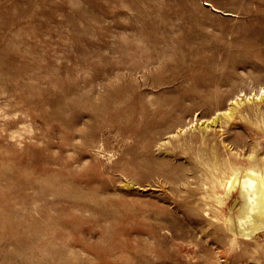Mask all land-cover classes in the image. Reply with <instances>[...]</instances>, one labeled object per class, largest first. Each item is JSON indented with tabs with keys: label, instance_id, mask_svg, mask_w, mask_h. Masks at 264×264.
I'll return each instance as SVG.
<instances>
[{
	"label": "rangeland",
	"instance_id": "obj_1",
	"mask_svg": "<svg viewBox=\"0 0 264 264\" xmlns=\"http://www.w3.org/2000/svg\"><path fill=\"white\" fill-rule=\"evenodd\" d=\"M262 92L264 0H0V264H264Z\"/></svg>",
	"mask_w": 264,
	"mask_h": 264
},
{
	"label": "bare ground",
	"instance_id": "obj_2",
	"mask_svg": "<svg viewBox=\"0 0 264 264\" xmlns=\"http://www.w3.org/2000/svg\"><path fill=\"white\" fill-rule=\"evenodd\" d=\"M262 95L260 94L259 96ZM240 102L241 100L237 101L235 105L229 107L222 114H218L217 117L208 123L200 124L201 128L206 131L209 124L215 123L218 119H222L223 116L227 118L231 117L234 113L235 106ZM228 165L231 169L230 173L220 169L219 177L216 176L220 188L224 193L222 195L218 193L212 195L216 199L219 207L224 210L229 196L233 195L234 192L237 194L233 198L238 200L232 205L235 208L233 217H231L232 219L229 218L227 220L223 216V221L228 222L229 230L236 238L244 237L252 239L258 232L264 231V157L258 159L255 154H250L245 159L239 161V164L229 162Z\"/></svg>",
	"mask_w": 264,
	"mask_h": 264
}]
</instances>
